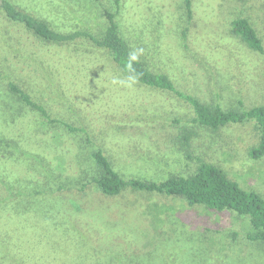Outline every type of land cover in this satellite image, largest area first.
Masks as SVG:
<instances>
[{
	"label": "rangeland",
	"instance_id": "rangeland-1",
	"mask_svg": "<svg viewBox=\"0 0 264 264\" xmlns=\"http://www.w3.org/2000/svg\"><path fill=\"white\" fill-rule=\"evenodd\" d=\"M11 1L56 29L98 37L108 9L131 50L143 48L139 58L178 89L224 109L240 100L245 108L264 105V54L230 29L233 18L247 15L264 43V0H191V18L185 0ZM38 44L0 10V264H264V243L246 237L248 216L191 206L180 196H107L92 183L98 169L91 154L98 148L125 177L192 174L198 149L189 160L170 138L156 147L152 137L157 127L176 133L174 119L194 126L188 101L138 81L113 83L127 76L109 52L89 42L77 46L93 51L94 71L104 75L63 60L72 48ZM10 82L48 117L14 95ZM199 134L206 159L264 195V157L248 154L258 143L256 122Z\"/></svg>",
	"mask_w": 264,
	"mask_h": 264
},
{
	"label": "trees",
	"instance_id": "trees-1",
	"mask_svg": "<svg viewBox=\"0 0 264 264\" xmlns=\"http://www.w3.org/2000/svg\"><path fill=\"white\" fill-rule=\"evenodd\" d=\"M119 2L120 0H116L117 4ZM185 2L189 18H191L193 16L192 2L191 0H185ZM0 10L13 26H20L30 33L39 42L38 45L41 48L61 52H66L63 51L64 47L67 49L72 48L66 53L68 55L62 58L63 60L68 59L72 64L76 63L77 65L83 62L80 66L91 68L93 74L104 75L106 72L94 71L93 62L90 60L93 51L87 47L77 46V42L86 41L96 49L109 52L111 55L109 60L115 67L120 69L124 75H129L126 70V63L128 54L132 50L127 40L120 34L114 12L108 9L105 10L108 26L105 33L98 37L85 29L68 31L56 29L48 20L18 7L11 0H0ZM230 25L233 34L239 36L254 51L264 54L263 39L253 18L238 14L237 17L231 20ZM45 56H49L47 51ZM133 67L136 73L139 74L138 82L171 91L192 105L196 113L194 126H191L188 122L183 123L179 119H174L171 123L179 125L176 133L171 134L165 131L166 128L157 127V129H154L152 137L155 139L156 147L165 145L170 138L171 142H175L179 149L185 152V156L189 160L195 157L198 149L201 153V155L196 156L199 164L192 174H174L161 180L125 177L115 167L105 151L98 148L91 154L98 169L92 177V183H95L102 193L107 196H119L125 191L180 196L186 199L191 206L202 205L219 212L230 211L248 216L252 229L246 234V237L251 241L264 243V195L243 187L237 180L231 178L220 165L206 159L203 151H206L208 146L200 139L199 134L202 129L217 131L229 124L254 121L259 130V138L258 143L249 149L248 154L252 159L262 158L264 157V105L245 108L243 101L240 100L239 106L224 109L219 102L205 103L198 97L178 89L169 75L153 71L140 58L134 62ZM62 68L68 70L65 67ZM79 70L82 71L80 67ZM106 78L112 80L110 76ZM79 83L81 84V82ZM84 85L88 86L86 83ZM110 85L112 84L107 83V86ZM9 88L31 109L37 110L48 117L45 107L36 102L18 84L10 82ZM70 128L75 130L72 127Z\"/></svg>",
	"mask_w": 264,
	"mask_h": 264
},
{
	"label": "clouds",
	"instance_id": "clouds-1",
	"mask_svg": "<svg viewBox=\"0 0 264 264\" xmlns=\"http://www.w3.org/2000/svg\"><path fill=\"white\" fill-rule=\"evenodd\" d=\"M144 49H134L128 54L127 63H126V70L129 73L126 78L124 79H114L113 83H119L127 87L134 86L138 79L139 74L136 73L135 68L133 67L134 62L138 61L139 57L143 54Z\"/></svg>",
	"mask_w": 264,
	"mask_h": 264
}]
</instances>
